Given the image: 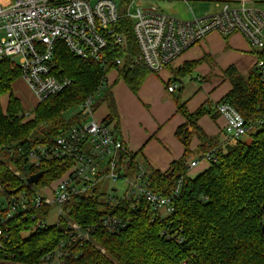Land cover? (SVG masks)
Here are the masks:
<instances>
[{
  "label": "trees",
  "instance_id": "16d2710c",
  "mask_svg": "<svg viewBox=\"0 0 264 264\" xmlns=\"http://www.w3.org/2000/svg\"><path fill=\"white\" fill-rule=\"evenodd\" d=\"M124 25L123 32L135 55L138 51L131 23L122 22L121 30ZM55 60L71 85L39 103L31 112L25 110L13 92V84L21 73L8 60L0 61V187L8 193L16 189L32 192L22 183L25 176L43 172L38 187L49 186L63 176L67 167L61 162L51 161L35 168L29 164V153L34 145H52L79 122L78 116L67 121L66 112L96 96L112 70L118 71L120 79L134 93L152 73L141 67L104 69L86 63L71 54L62 42L57 43ZM200 63L186 64L175 77L190 75ZM223 78L231 83L232 89L220 102L229 103L245 118L251 142L237 140L233 145H222L218 138L208 137L198 126V121L211 113L208 108L203 106L190 114L185 103L178 99L177 111L186 123L176 136L184 145L185 155L172 163L166 173L145 166L151 189L164 197H173L174 213L164 220L156 219L145 201L132 214L126 203L120 204L117 211L107 205L109 211L103 213L98 182L95 190L72 199L67 220L95 226L104 215L116 214L127 219V228L116 236L94 231L91 241L83 247L68 248L72 255L65 258V264H264V83L256 68L244 77L235 67H229L223 71ZM4 96H8L6 110L1 105ZM105 99L109 114L104 122L115 123L118 130L116 104L110 94ZM215 114L218 116L216 111ZM194 137L200 142V160L210 154L212 158L204 172L191 178L186 158ZM137 160L139 155L131 154L128 177L132 180L137 177ZM14 170L22 177L16 176ZM171 171L173 174L169 175ZM67 220L59 226L38 228L27 239L20 236L23 227L16 230L12 242L19 247L14 258L0 256V264H40L44 254L55 250L65 238L62 228Z\"/></svg>",
  "mask_w": 264,
  "mask_h": 264
},
{
  "label": "built area",
  "instance_id": "2783aa9c",
  "mask_svg": "<svg viewBox=\"0 0 264 264\" xmlns=\"http://www.w3.org/2000/svg\"><path fill=\"white\" fill-rule=\"evenodd\" d=\"M154 1L11 0L7 6L0 5V61L8 60L13 69L19 70L20 78L41 103L71 85L55 60L58 42L65 44L81 61L104 69L111 66L133 69L142 65L157 74L210 34L230 36L238 33L260 53L255 68L264 83V12L252 6L255 1H228L221 5L219 12L203 18L194 16L192 20L166 15L151 3ZM133 6L134 14L131 13ZM122 22L131 23L138 51L135 55L123 32L125 25L121 30ZM102 88L80 107L79 122L56 138L52 145H34L29 153V164L35 168L51 161L65 165L67 169L58 181L44 187H38L39 183L29 186L30 175L22 181L32 192L24 189L12 194L0 187V256L14 258L19 247L12 242L16 230L23 227L20 236L27 239L38 228L59 226L61 221L68 219V205L75 196L95 190L98 182L101 190L103 182L109 178L127 185L123 195L112 190L109 196L112 211L126 203L132 214L138 210L140 202L145 201L156 219L164 220L174 213L173 197H164L151 189L143 161L137 160V177L133 180L128 177L132 153L109 125L94 119L92 101ZM177 89V84L168 87L169 92ZM215 109L225 120L224 135L228 142L248 135L250 129L245 118L232 105L220 102ZM211 158L210 154L204 160L210 162ZM199 162H188V169ZM14 173L22 177L20 172ZM54 210L58 214L51 224ZM67 222L62 228L65 238L55 250L44 254L40 264H65V258L72 255L68 248L83 247L91 241L94 231L116 236L128 225L127 219L116 214L104 215L95 226Z\"/></svg>",
  "mask_w": 264,
  "mask_h": 264
},
{
  "label": "crops",
  "instance_id": "0c3cea01",
  "mask_svg": "<svg viewBox=\"0 0 264 264\" xmlns=\"http://www.w3.org/2000/svg\"><path fill=\"white\" fill-rule=\"evenodd\" d=\"M6 3L7 0H0V5ZM259 55L260 53L250 49L241 34L223 36L212 33L160 73H149L137 93L132 92L120 79L117 70H112L107 76L108 79L112 78V83L121 86L120 90L112 92L119 116V138L132 154L144 158L151 169L168 172L172 163L185 155L184 145L176 136L177 130L186 123V119L177 111L178 99L185 103L190 114H194L203 106L210 111V102L215 109L216 104L232 89L231 83L223 78L222 72L229 67H235L242 76L248 77L255 68ZM197 61L201 63L190 75L175 77L174 74L180 68ZM188 79L190 81L185 82ZM173 84H177L178 89L169 92L168 87ZM15 96L20 99L16 94ZM37 103L39 104L38 101ZM6 108L7 106L3 109ZM210 112L198 121V126L208 137L218 138L222 145L234 143L228 142L224 136L225 120L217 116L212 108ZM108 114L109 111L103 116L104 120ZM199 145L198 138L194 137L190 146L191 153L186 161L200 162L190 169V175H198L209 167V162L199 159L202 156ZM194 153H199L197 158L193 156ZM200 167H203V170L198 171Z\"/></svg>",
  "mask_w": 264,
  "mask_h": 264
},
{
  "label": "rangeland",
  "instance_id": "374dc122",
  "mask_svg": "<svg viewBox=\"0 0 264 264\" xmlns=\"http://www.w3.org/2000/svg\"><path fill=\"white\" fill-rule=\"evenodd\" d=\"M226 1H230V0H188L187 2H184L181 0H155L154 2H151V3L154 5H157L166 15L172 16V17H174L176 19H180V20H192L194 18V16L196 18H203V17H206V16H209V15H212V14L219 12L221 9V5L224 4ZM253 1H255V0H253ZM10 2H11V0H7L6 5H3V6L9 5ZM148 3H150V2H148ZM143 4H147V2H143ZM252 6H254V7H256V8H258L264 12V2L255 1V3H253ZM131 13L132 14L135 13V7L134 6L131 9ZM250 49L252 50L251 46H250ZM136 67L145 68L142 65H139ZM216 75H219V74H216ZM222 75H223V72H222ZM222 75H219V76H222ZM107 79H108V77H107ZM111 80H112V78H109L107 80V82L104 84V86L101 90L100 95L93 99L92 105H91V112L94 114V119L96 120V122L101 123V124L105 123L103 116H105V114L109 111L108 110V102L105 99V96L110 94L113 102L116 104L115 96L113 95L112 92L114 90L115 91L120 90V87H121L120 84L115 85L114 83H112ZM189 81H190V79H188V81L186 80L185 82H189ZM173 85H175V84H173ZM13 91L17 96L20 97V100L23 102V105L27 109V110L25 109L27 112H31L32 110H34L37 107L38 103H37V99H36L33 91L29 88V86L21 78L14 83ZM175 91H177V90H175ZM7 102H8V96L2 97L1 105L3 108H5L7 106ZM209 106H212L211 107L212 111L215 112L213 103L210 102ZM211 108H210V111H211ZM80 112H81L80 107L71 109L70 111L66 112L65 119L67 121L72 120L73 118L77 117ZM109 127L119 137V134H120L119 129L118 130L115 129V127H116L115 123L109 125ZM221 137H223L222 134H221ZM240 140L242 142L250 143L252 138L250 135H246L245 137L241 138ZM235 143H236V141L234 143H231L230 145H233ZM198 155H199V153L193 154V156H195L196 158L198 157ZM200 158L201 157H199V159ZM139 159L141 161H143V163H145V166L147 165L144 158L139 157ZM208 165L210 166V163H207V166ZM197 170L201 171V170H203V167H200ZM188 174L190 175V169H189ZM195 176H197V175H192V174L190 175L191 178H194ZM22 183H23V181H22ZM126 188H127V185L124 181L115 182L110 178L106 179L101 186L100 194L98 197V200L100 202V211L103 213H107L109 211L107 205H109V203H110L109 196L111 195L112 190H116L117 195H123ZM39 193H42V192H39ZM54 214L55 215H53V218L50 221L51 224L55 223V217L58 214V212L54 210ZM102 252L104 253V251H102Z\"/></svg>",
  "mask_w": 264,
  "mask_h": 264
},
{
  "label": "water",
  "instance_id": "95a60500",
  "mask_svg": "<svg viewBox=\"0 0 264 264\" xmlns=\"http://www.w3.org/2000/svg\"><path fill=\"white\" fill-rule=\"evenodd\" d=\"M173 174V171H171L170 173H169V175H172ZM43 175H44V173L43 172H39V173H37V174H34V175H32V176H30L28 179H27V184L29 185V186H31V185H34V184H37L38 182H39V180L43 177ZM19 191V189H16V190H13V191H11V193L12 194H15V193H17ZM263 232H264V225H263Z\"/></svg>",
  "mask_w": 264,
  "mask_h": 264
}]
</instances>
